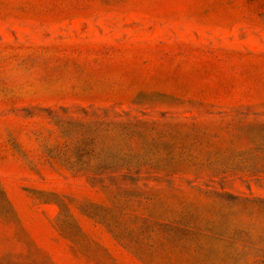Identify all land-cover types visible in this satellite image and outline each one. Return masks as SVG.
Here are the masks:
<instances>
[{
	"label": "rangeland",
	"instance_id": "rangeland-1",
	"mask_svg": "<svg viewBox=\"0 0 264 264\" xmlns=\"http://www.w3.org/2000/svg\"><path fill=\"white\" fill-rule=\"evenodd\" d=\"M0 264H264V0H0Z\"/></svg>",
	"mask_w": 264,
	"mask_h": 264
}]
</instances>
